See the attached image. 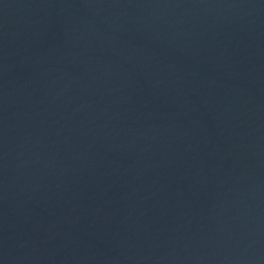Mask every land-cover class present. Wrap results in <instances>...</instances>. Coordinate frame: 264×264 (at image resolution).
<instances>
[{
    "label": "water",
    "instance_id": "water-1",
    "mask_svg": "<svg viewBox=\"0 0 264 264\" xmlns=\"http://www.w3.org/2000/svg\"><path fill=\"white\" fill-rule=\"evenodd\" d=\"M0 264H264V0H0Z\"/></svg>",
    "mask_w": 264,
    "mask_h": 264
}]
</instances>
